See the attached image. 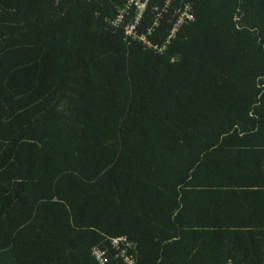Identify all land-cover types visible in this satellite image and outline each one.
<instances>
[{
  "label": "trees",
  "instance_id": "trees-1",
  "mask_svg": "<svg viewBox=\"0 0 264 264\" xmlns=\"http://www.w3.org/2000/svg\"><path fill=\"white\" fill-rule=\"evenodd\" d=\"M138 1L0 0V264H264V0Z\"/></svg>",
  "mask_w": 264,
  "mask_h": 264
},
{
  "label": "built area",
  "instance_id": "built-area-1",
  "mask_svg": "<svg viewBox=\"0 0 264 264\" xmlns=\"http://www.w3.org/2000/svg\"><path fill=\"white\" fill-rule=\"evenodd\" d=\"M129 3H134L136 9H137V14L135 16V19H134V24L133 25H129L127 28H126V34L128 36H131L133 37L134 34H135V24L138 22L143 10H144V7H145V3H141L139 2L138 0H136L135 2L133 0H129ZM124 11L120 12L119 15H118V18L116 20V23L120 22L121 18H122V15H123ZM192 19V16L191 14H189V8L187 7L179 16L176 24L174 25V28L172 30V35L173 33L179 28V26L184 23V21L186 20H190ZM142 40H144V38H140ZM144 44H146V46L148 47H151V45L148 43V42H145L144 41ZM119 242L122 243V245L124 246V248H131V245L129 243L126 242V239L124 238H120L118 240ZM114 244H116V242H114ZM126 264H135L134 263V259L133 258H128L126 260Z\"/></svg>",
  "mask_w": 264,
  "mask_h": 264
}]
</instances>
